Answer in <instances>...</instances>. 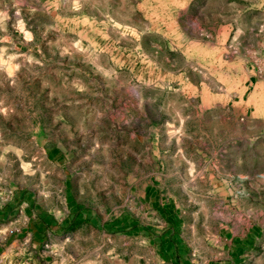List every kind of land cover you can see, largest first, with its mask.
Listing matches in <instances>:
<instances>
[{"label":"rangeland","instance_id":"obj_1","mask_svg":"<svg viewBox=\"0 0 264 264\" xmlns=\"http://www.w3.org/2000/svg\"><path fill=\"white\" fill-rule=\"evenodd\" d=\"M262 3L0 0V264H264Z\"/></svg>","mask_w":264,"mask_h":264},{"label":"trees","instance_id":"obj_2","mask_svg":"<svg viewBox=\"0 0 264 264\" xmlns=\"http://www.w3.org/2000/svg\"><path fill=\"white\" fill-rule=\"evenodd\" d=\"M66 200L68 201V203H71L69 197H66ZM157 211L160 213V215L163 216L164 221L169 225V232H166L164 237L161 238L160 244L163 245L168 254H173V251L178 248L177 245L179 243L177 238L174 236L175 229L178 227L179 221L175 218L173 207L171 205L165 206L163 208L158 207ZM110 226L114 227V230L128 229V233H137L141 231V228L138 227L134 222L119 221L118 225H115V223H113ZM61 227L64 228V225L57 226L51 221L44 218H38L32 223H27V229L29 230L31 235H43V233L48 229L55 231L57 229H60Z\"/></svg>","mask_w":264,"mask_h":264},{"label":"crops","instance_id":"obj_3","mask_svg":"<svg viewBox=\"0 0 264 264\" xmlns=\"http://www.w3.org/2000/svg\"><path fill=\"white\" fill-rule=\"evenodd\" d=\"M257 10H258L257 11L258 13H256V14H263L264 15L263 3L260 4V7H258ZM244 83L247 87H250L252 89V91H254V92H252V94H250V96L253 95L254 99L257 102L263 104V113H264V63L262 64V67L256 71V73H255V71L251 70L247 75V81H246V79H244ZM249 104L251 105V103H249ZM250 105H249V107H250ZM254 109H255V107H254ZM256 125H262L264 127V115H263V117H261L260 119H258L256 121ZM147 192H148V197H150V195L152 194L151 188H148ZM69 198H70L71 203H72L73 202L72 198L71 197H69ZM73 206H75L76 209H81L80 206H77L75 204H73ZM49 230H51V229H49ZM45 232L43 233V235H31V240L35 246L41 245L43 243L45 237L47 236V235H44ZM52 236L56 237V236H61V235H52ZM237 240L238 239H233L234 242H237Z\"/></svg>","mask_w":264,"mask_h":264}]
</instances>
